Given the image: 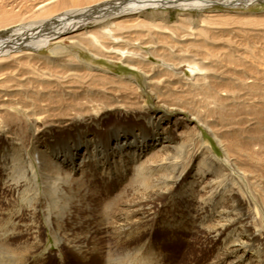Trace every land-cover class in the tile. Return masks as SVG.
Instances as JSON below:
<instances>
[{
    "label": "bare ground",
    "instance_id": "bare-ground-1",
    "mask_svg": "<svg viewBox=\"0 0 264 264\" xmlns=\"http://www.w3.org/2000/svg\"><path fill=\"white\" fill-rule=\"evenodd\" d=\"M28 1L0 17V131L25 148L0 150V182L17 207L8 218L12 229L0 230V248L36 249L46 224L58 245L86 260L102 254L105 225L113 246L138 241L152 228L157 205L171 198L180 217L164 215L158 224L182 228L189 219L206 239L218 240L209 264H264V49L243 44L245 33L223 14L197 23L145 12L233 1ZM61 41L69 48L39 53ZM202 42L212 50L219 44V52L200 55ZM73 47L139 71L163 111L149 107L131 76L82 62ZM172 109L178 113H167ZM117 115L122 119L105 131V119ZM21 126L35 139L23 140ZM201 127L219 154L205 144ZM98 186L111 195L104 203L96 200ZM25 208L30 224L19 228ZM96 209L111 214L106 224L104 217L83 221L98 218ZM22 232L23 239L9 238Z\"/></svg>",
    "mask_w": 264,
    "mask_h": 264
},
{
    "label": "rangeland",
    "instance_id": "rangeland-1",
    "mask_svg": "<svg viewBox=\"0 0 264 264\" xmlns=\"http://www.w3.org/2000/svg\"><path fill=\"white\" fill-rule=\"evenodd\" d=\"M59 1H66V4H68L69 2V0ZM220 1L224 2L223 0ZM231 1H233V4L231 3L230 5H225L228 1H225L224 5L218 4V2L213 1L212 4L202 9H196L192 7H180L174 9L147 8L145 12H159L160 14L167 12L169 14L170 20H174V18H176L178 15H183L189 17L193 22L197 23H199L198 21L200 20V16L202 15L223 14L225 18L221 19L222 21L234 22V25L239 26V28L242 30L241 32L245 33L240 34L242 39L240 41L243 44L249 45L250 43L252 45L254 44L256 48L264 49V2L262 0H241L242 2L240 3H235L236 1L234 2V0ZM28 2V0H0V17L5 15V13H10L12 7L15 5L27 7ZM254 16H256V18H254ZM248 17L252 19V21H249V23L247 21ZM8 32L9 31L4 32L5 34L3 33L2 36L6 35L5 37L9 38L8 36H10V32ZM216 45V47L218 48L221 47L219 46V44ZM65 48H69V43L67 41H61L57 43L52 42L45 46L41 51H39V53L51 56V51H60L61 49ZM71 49L79 53V59L82 62L90 63L100 69H103L104 71L109 72L110 74L131 76L134 80L138 81L143 88V93L149 107L153 110L163 111L162 108L157 109L156 106H154L153 95L149 93L145 88L143 76L139 71L128 69L127 66L115 60L93 57L84 48L81 49L80 47H73ZM145 49L149 50V47L145 46ZM203 49L204 51L205 49H207L209 54L212 55H216V53L219 52L217 49L212 50L213 46L206 42L201 43V46L197 52L200 55H204L205 53ZM260 53H262V56H264V50ZM60 54L62 55L63 53L60 52L59 54H57V56L60 57ZM148 59L154 64L161 63L159 59L153 58L152 56H149ZM226 62L228 63L227 60ZM228 66L233 67L235 66V64L228 63ZM184 70L186 78H191L193 76V73L189 69H187V67H184ZM232 72L234 71H231V73ZM167 113H169L170 115H174L175 113L177 114L178 111L172 109ZM186 116L189 117L188 115ZM120 117V115H117L115 117L106 118L103 126L105 127V131L110 129V125L112 122L121 120L122 118ZM201 129L204 134L203 141L205 142V144L216 154H219L218 152H216V150H219V147L215 143L211 134L204 127H201ZM251 132H254V130ZM18 134H24L23 136H25V138L22 136L23 140H34L36 135L34 134V132L32 134L31 129H27L26 127L24 128V126L20 127ZM185 136L186 134H184V136L182 135L180 137L181 140H183ZM10 137L12 139H10ZM16 141L17 140L13 139L12 134L1 133L0 131V150H2L3 147H13L17 149L22 148V145L18 144ZM24 149L25 148H22V150ZM262 155L264 157V151L262 152ZM217 158L221 161L224 159L223 155H217ZM4 192L5 191L2 188L0 182V230H11V225L8 224L10 223V219L8 218L10 217V215H17H14L17 207L13 206L10 200H6L7 198H5ZM98 193L99 195L97 196L96 200H101L102 203L106 201L107 197L111 196L110 193L108 195V192L100 186H98ZM93 200H95L94 197ZM175 200L177 201V199ZM175 203L177 202H174V200L172 203L171 198L162 200V202L157 205V211L153 219L148 222V224L151 225L152 228L150 230H145V232L140 236V239L135 242L130 241L126 244L120 243L118 245L116 244L117 246H113L114 238L111 235V230L107 227L108 225H105L103 233H101L100 235L102 238L101 245L103 246V252H101L102 254L93 255L91 256V258H88L86 260L76 259L66 246L58 245L50 234L46 224H43L41 227L42 242L40 246L32 251L31 249H29L30 247H27L28 245L25 247L19 243H12L11 246H8V248H0V264H209L216 254V248L219 244L218 240L211 241L209 239H206L203 230H197V228L194 227V224L189 219L184 218V222L181 225L182 228H162V226L158 224L160 218L164 215L175 217L176 214L177 218L180 217L181 208L177 207ZM26 210L27 209L25 208V212L22 213L23 215L19 216L21 217V222H19L18 225L19 228H23V222H25L26 224H30V215ZM96 211L98 212V218L92 216L90 218H86L83 221L87 224L96 223L97 220L104 217L103 223L106 224V221H108L106 220L107 217L109 219V216L111 215L108 210L101 212L100 210L98 211L96 209ZM101 215L103 216L101 217ZM39 219L44 221V215L42 214V212L39 215ZM23 237H25V234L22 232V234L20 233L13 236L10 235L9 238L11 240H20L23 239ZM12 254L15 256H13Z\"/></svg>",
    "mask_w": 264,
    "mask_h": 264
},
{
    "label": "snow or ice",
    "instance_id": "snow-or-ice-1",
    "mask_svg": "<svg viewBox=\"0 0 264 264\" xmlns=\"http://www.w3.org/2000/svg\"><path fill=\"white\" fill-rule=\"evenodd\" d=\"M148 130H150V126H146ZM137 139H139V137H137Z\"/></svg>",
    "mask_w": 264,
    "mask_h": 264
}]
</instances>
